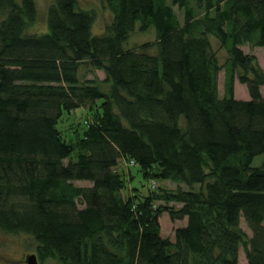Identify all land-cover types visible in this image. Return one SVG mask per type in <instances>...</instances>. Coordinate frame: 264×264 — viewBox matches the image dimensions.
<instances>
[{"label": "trees", "instance_id": "16d2710c", "mask_svg": "<svg viewBox=\"0 0 264 264\" xmlns=\"http://www.w3.org/2000/svg\"><path fill=\"white\" fill-rule=\"evenodd\" d=\"M98 1L111 21L94 35L79 0H51L43 34L27 33L35 0H0V232L30 237L39 262L238 264L242 249L264 264V70L242 51L264 49V0ZM149 28L153 44L127 48ZM162 213L185 221L173 240Z\"/></svg>", "mask_w": 264, "mask_h": 264}, {"label": "rangeland", "instance_id": "374dc122", "mask_svg": "<svg viewBox=\"0 0 264 264\" xmlns=\"http://www.w3.org/2000/svg\"><path fill=\"white\" fill-rule=\"evenodd\" d=\"M51 0H35L36 3V11H37V20L36 23L30 26L27 30L29 34H43L47 31L46 25V12L47 7L50 4ZM168 4H171V0H167ZM79 8L82 10H94L96 12V21L93 26V34L98 35L101 34L104 27L110 23L111 14L109 10L98 0H79ZM174 11L176 12L179 20H182V15L177 9L174 7ZM210 44L212 46L213 51L216 54L219 65H223L227 59V55L223 49L220 48L218 41L212 37L208 36ZM155 42V31L153 28H149L144 32H140L136 30L131 37L127 41V48L131 50H135L136 52L141 50V47L144 44H153ZM244 54L252 55L256 58V61L259 67L264 70V49L263 48H251L249 46H245L242 48ZM149 53H153V49L149 50ZM97 76L99 79L103 80L104 75L101 72H97ZM91 78V76H89ZM224 72L221 70L217 74V90L218 96L220 98L223 97L224 94ZM233 95L235 100L238 101H248L249 96L247 90L244 85L239 84L238 80H234L233 84ZM85 116V111L83 109L76 110L74 114L71 115L69 119H65L62 124H59V129L63 130L64 133L67 131L68 126L74 124L73 122L82 123L83 118ZM74 126V125H71ZM264 155L258 156L254 158L252 162V167H259L263 161ZM119 170H124L133 176V179H130V184L128 186H137L141 185V177L136 175L137 168L127 166V164L120 162L118 166ZM130 171H129V170ZM127 179L129 175L126 176ZM143 182V181H142ZM151 182H148L147 185L153 189ZM77 187H90L89 183L76 182L74 183ZM177 187H180L186 190L185 187L173 184L171 182H155L154 191L158 188L166 189L168 191H174ZM197 188V187H195ZM130 187L128 188L129 192ZM145 193V190H143ZM156 205H160L162 203H155ZM161 235L164 238H168L169 240H173L174 231L177 228H180L185 225V221H176L172 222L169 219L167 213H162L159 218ZM243 230L246 232L248 236H250V232L244 223H241ZM35 242L28 236L24 235H6L0 232V264H25V259L28 256L35 255ZM39 262V261H38ZM39 264H59L55 259H47L43 262H39ZM238 264H247L245 255L243 250L239 251V261Z\"/></svg>", "mask_w": 264, "mask_h": 264}, {"label": "water", "instance_id": "95a60500", "mask_svg": "<svg viewBox=\"0 0 264 264\" xmlns=\"http://www.w3.org/2000/svg\"><path fill=\"white\" fill-rule=\"evenodd\" d=\"M25 264H39L35 255L28 256L25 259Z\"/></svg>", "mask_w": 264, "mask_h": 264}]
</instances>
